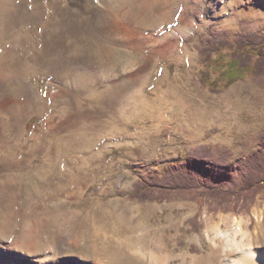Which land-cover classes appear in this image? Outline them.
<instances>
[{
	"label": "bare ground",
	"instance_id": "obj_1",
	"mask_svg": "<svg viewBox=\"0 0 264 264\" xmlns=\"http://www.w3.org/2000/svg\"><path fill=\"white\" fill-rule=\"evenodd\" d=\"M4 1L1 14L8 45L0 58V115L7 118V127L16 141L24 138L30 116L46 114V118L40 128L43 133L24 140L26 145L38 150L37 156L42 160L39 170L43 175L31 173L34 187L31 192L14 195V200H10L13 206L9 202V211L0 218V234L11 237L10 248L28 252L39 246L64 247L67 250L64 253L60 250L55 258L40 260L38 264H69L68 260H62L69 251L85 254L97 250L96 241L88 239L85 213L74 215L70 210L72 202L83 198L92 180L82 168L108 151L103 141L114 133L113 128L92 127L90 122L108 116L128 119L156 112L167 114L171 127L180 136L192 133L194 123L200 126V116L206 110L204 102L209 96L193 83L201 36L209 26L235 25L242 13L235 0H46L53 14L44 24V0ZM81 20L87 21L85 25H80ZM98 23L107 24L102 30L106 40L91 37ZM159 23L170 26L156 31ZM37 37L41 40L39 47ZM100 43L109 44L111 48L99 52ZM162 62L166 65L159 80H168L169 67L175 65L173 80L179 82L177 89L156 86L154 97L149 98L146 88ZM86 64L91 83H84L80 74ZM43 76L48 78L44 94L38 84ZM33 77L36 84L31 81ZM254 94L251 82L235 86L229 93L245 101ZM4 124L0 120V131ZM11 135L4 138L9 140ZM51 135L57 138V158L61 157L62 149L78 158L76 176L72 177L71 172L65 170L60 180L53 173L57 162L54 164L50 155ZM29 153L20 168L29 169L36 156L33 154H37ZM4 170L7 176L6 182H0V195H11L22 187V176H13L8 167ZM67 179H74L76 187L71 194L62 196L60 214L55 212L53 199L48 201L50 207L44 209L39 191L54 192L61 181ZM121 179L125 182L119 184ZM132 181L133 176L126 179L121 176L114 183L121 199L112 207L110 218L115 217L118 225H132L141 215L136 207H126ZM14 203L17 207L12 208ZM72 214L78 228L73 240L65 241L61 247V238L56 237V232L53 234L54 223L60 221L58 216L70 222ZM14 222L18 224L16 229ZM61 227L65 233L69 226ZM258 236L248 230L242 219L234 217L205 227L199 239L207 245L205 254L183 252L174 256L159 245L134 252L144 264H264V250L258 247ZM91 264L107 263L97 257Z\"/></svg>",
	"mask_w": 264,
	"mask_h": 264
},
{
	"label": "rangeland",
	"instance_id": "obj_2",
	"mask_svg": "<svg viewBox=\"0 0 264 264\" xmlns=\"http://www.w3.org/2000/svg\"><path fill=\"white\" fill-rule=\"evenodd\" d=\"M226 1L223 0V2ZM4 2V0H0V58L8 45L7 33L2 25L1 10ZM43 4L46 6L45 24L50 20L53 10L47 7L46 0L43 1ZM235 5L237 9H241L242 13L239 22L233 26H209L201 36L200 56L193 83L196 89L208 92L209 96L207 102H204L206 110L200 116V126L196 123L193 125V121H190L193 125L192 133L180 136L171 127L169 116L156 112L128 119L108 116L90 122L92 127L105 130L113 128L114 133L103 141L108 151L100 159H91L87 162L88 165L86 163V166L82 168L83 173L89 179L92 178V182L90 181L83 198L71 203L70 210L73 214L76 212L85 213L87 216L85 225L89 231L88 239L96 241L97 250L85 254L69 251L67 255H63L62 260H68L69 264H91L97 257H102L107 264H144L141 257L134 251H145L154 245L161 246L168 254L174 256L183 252L201 255L208 251L206 243L199 240L203 236L205 227L209 223L215 224L223 222L227 218L234 219V217L242 219L250 232H256L259 235L258 247L264 250V189L254 196L247 211L240 209L236 212L219 210L217 206L205 203L199 193H172L167 195L164 200L147 201L138 200L133 195V186L139 178H145L149 174L162 175L168 165L183 162L189 151L196 147H209L215 154L226 150L229 155L228 165L237 164L246 154L257 147L259 136L264 131V75L257 76L252 72L243 74L240 71L225 74L222 69L233 55V50L223 49L217 53L211 52L213 50L211 48L209 51L204 50L208 46L210 36L233 38L240 32L264 33V0H235ZM86 22L81 20L80 25H85ZM103 25L95 24V33L91 37L93 36L99 41L102 38L106 40L107 37L104 36L102 30L107 28V24ZM169 26L159 23L155 30L159 31ZM31 34L33 33L31 32ZM36 40L39 47L41 40L38 37ZM100 45L99 52H102L104 48H111L106 43H100ZM142 65L143 62H141ZM165 65L164 62L160 63L157 66V75H153L150 79L146 88V95L149 98L154 97L153 89L156 86L164 88L168 85L177 89L179 82L173 80L175 65L169 67L168 80L165 82L159 80ZM86 66L81 67L83 70V73H80L82 81L91 83L92 78L87 72L89 66L87 64ZM31 81L36 84V77H33ZM248 82H251L255 88V94L249 101L237 100L229 95L235 86ZM47 83V77L43 76L38 80L42 94L45 93ZM45 118L46 114L30 116L25 124L24 138L16 141V137L11 135L7 127V118L0 115V120L5 123L0 131V134L2 133L0 135V182H6L7 175L4 167H8L13 176H22L23 182L22 187L20 186L21 190L17 189L15 193H12L13 196L7 193L0 195V218L9 211L7 208L9 202L13 206L11 201L15 196L22 193L28 194L34 188L32 187L31 173L43 175V172L39 170L42 160L37 156L38 150L26 145L24 140L43 133V129L40 128H43ZM10 135L12 137L9 140L4 138ZM51 141L50 155L52 162L54 164L57 162L53 173L60 180L64 178V173L68 170L72 177L76 176L78 174L76 167L78 158L62 148L61 157L57 158V138L51 135ZM2 148H7V151ZM30 151L37 154H33L36 156L32 158L29 169L20 168L19 165L23 158L29 156ZM118 176H125V179L133 176L126 207H136L141 215L132 225H118L115 217L110 218L112 207L118 199H121L119 189H114V183L119 178ZM26 178H28L29 185L26 183ZM123 182L125 180L121 179L119 184ZM75 187L74 179H67L64 182L61 181L54 192L41 189L38 193V197L42 201L41 206L48 209L50 207L48 201L53 199L56 203L55 212L60 214L62 196L74 192ZM11 205L10 207H12ZM15 207L17 206L14 203L12 208ZM74 215L72 222L65 221L61 216H58L60 221L54 223L53 234L55 235L56 232V237L61 238L59 239L61 247L64 246L65 241L73 240L74 232L78 228V221L75 220ZM13 225L15 229L18 227L15 222ZM61 226L69 227L65 233H62ZM25 227L28 228V225L26 224ZM222 228H225L224 223H222ZM0 236V264H38L40 260L55 258L60 250L63 253L67 251L64 247L48 249L45 246H39L32 252L16 247H11V249V237L2 236V234ZM8 252L9 254H7Z\"/></svg>",
	"mask_w": 264,
	"mask_h": 264
},
{
	"label": "trees",
	"instance_id": "obj_3",
	"mask_svg": "<svg viewBox=\"0 0 264 264\" xmlns=\"http://www.w3.org/2000/svg\"><path fill=\"white\" fill-rule=\"evenodd\" d=\"M217 53L233 50L222 72L264 75V33L240 32L233 38L212 37L204 50ZM228 152L217 154L206 146L189 151L183 162L168 165L162 175L139 178L133 195L141 201L164 200L167 195L199 193L207 204L219 210H248L254 196L264 189V131L257 147L237 164L228 165Z\"/></svg>",
	"mask_w": 264,
	"mask_h": 264
}]
</instances>
